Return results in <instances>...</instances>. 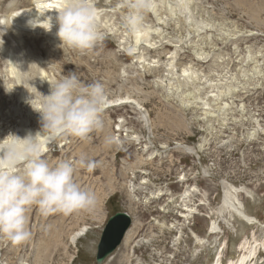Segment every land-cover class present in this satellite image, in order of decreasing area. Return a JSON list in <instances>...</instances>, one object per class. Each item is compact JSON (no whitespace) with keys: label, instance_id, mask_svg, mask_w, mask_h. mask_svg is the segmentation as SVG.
I'll return each mask as SVG.
<instances>
[{"label":"rangeland","instance_id":"374dc122","mask_svg":"<svg viewBox=\"0 0 264 264\" xmlns=\"http://www.w3.org/2000/svg\"><path fill=\"white\" fill-rule=\"evenodd\" d=\"M184 1L185 9L179 0H154L143 30L156 47L141 42L130 53L127 0H94L105 39L81 54L57 47L58 24L47 31L8 20L32 0H0V140L35 134L39 114L26 100L34 96L39 108V93L70 71L101 83L108 101H132L105 108L104 129L87 141L45 143L49 163L70 161L74 180L96 202L47 216L33 207L27 240L0 238V264H95L116 212L133 223L103 264H212L222 246L221 264H228L249 240L257 255L264 242V0ZM226 190L255 224L222 207Z\"/></svg>","mask_w":264,"mask_h":264},{"label":"clouds","instance_id":"9594fccd","mask_svg":"<svg viewBox=\"0 0 264 264\" xmlns=\"http://www.w3.org/2000/svg\"><path fill=\"white\" fill-rule=\"evenodd\" d=\"M154 6V0H127L126 28L132 33L142 31L144 16ZM57 13V47L62 50L68 47L85 54L105 39L94 0H64ZM51 19L44 21L47 31H51ZM15 66L19 70L20 65ZM49 85L47 95L39 93V108L33 106L34 96L26 100L39 114V130L35 134L29 131L23 138L9 133L0 140V238L13 244L29 238L28 211L33 207L47 216L87 209L96 202L95 194L74 180L75 169L70 161L50 164L44 152L48 141L65 136L87 141L92 133L104 129V87L99 82H86L77 71ZM112 142L113 137H105L106 144Z\"/></svg>","mask_w":264,"mask_h":264},{"label":"bare ground","instance_id":"6f19581e","mask_svg":"<svg viewBox=\"0 0 264 264\" xmlns=\"http://www.w3.org/2000/svg\"><path fill=\"white\" fill-rule=\"evenodd\" d=\"M179 2L181 3L182 8L185 9L186 8V6H185L186 2L184 0H179ZM63 3H64V0H32L30 8H28L24 11L18 10V11L11 12L12 14L8 15L9 16L8 20L12 21L13 23H17L19 25H22L23 27H26V28H29V26L38 27L40 25L41 26L42 25H48L44 21L49 17L52 18L51 19L52 25L58 24L56 22V17L58 15L57 12L62 9ZM30 21H32L33 23L30 24L29 23ZM148 34H150V30H143V31H140L138 33L133 34L134 35V39H133L134 43H133V46H131L130 53H133L134 51H136L141 42H143L141 44H144V46L148 47L149 49H153L154 47H156L155 45L157 43L154 45V43H152L149 40ZM140 60H143V59L140 57ZM182 74H184L183 75L184 77L189 76L186 68L182 69ZM114 102L115 103L121 102L120 104H123V102L132 104V101H130L128 98L120 99L118 101H108L107 100L105 108L113 106ZM22 131L23 132H21V135H20L21 138H23L25 136L24 130H22ZM189 195H190V191H186L185 193H183L181 195L182 204H183V207L185 209L184 211L186 212V213H183L181 217L186 218V219L189 218V216L191 215V213L193 211L192 208L188 207ZM230 196H231V193L229 192V190H226L224 197L222 199V201H223L222 207L224 209H231L234 212L236 218L244 221L247 225L255 224L256 221L252 217L247 216L245 213H243L242 209L239 206L240 204L236 203V201H234V199H232ZM213 230H214V228L211 227L209 233L213 234ZM84 231H86V230L81 229L80 231H78L77 237L75 235L73 240L75 241L80 236H83L85 234ZM128 231H127V233H128ZM124 239H125V237H124ZM124 239H123V241H124ZM123 241H122V243H123ZM249 241H247L245 243H239L240 245L238 246L237 251L240 254L243 253V256H241V258L236 260V261L229 260L228 264H264V257H260L261 252H264V242L262 244L258 243L259 248H258L257 255H256L257 246L255 247V249L252 248L253 246L249 247V244H250ZM224 244H226V243H224ZM225 247L226 246H222L221 248H219L217 250L216 257L214 258V261L212 264H221L222 263L221 262L222 254H223L222 250Z\"/></svg>","mask_w":264,"mask_h":264},{"label":"water","instance_id":"95a60500","mask_svg":"<svg viewBox=\"0 0 264 264\" xmlns=\"http://www.w3.org/2000/svg\"><path fill=\"white\" fill-rule=\"evenodd\" d=\"M132 223L131 216L125 212H116L107 220L97 245L95 264H103L115 252Z\"/></svg>","mask_w":264,"mask_h":264},{"label":"flooded vegetation","instance_id":"af4514ba","mask_svg":"<svg viewBox=\"0 0 264 264\" xmlns=\"http://www.w3.org/2000/svg\"><path fill=\"white\" fill-rule=\"evenodd\" d=\"M122 244V243H121Z\"/></svg>","mask_w":264,"mask_h":264}]
</instances>
